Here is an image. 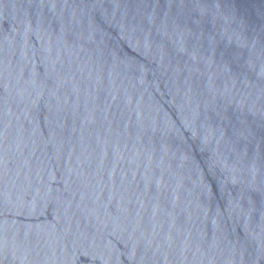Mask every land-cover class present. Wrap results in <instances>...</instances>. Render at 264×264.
<instances>
[{
  "label": "water",
  "instance_id": "1",
  "mask_svg": "<svg viewBox=\"0 0 264 264\" xmlns=\"http://www.w3.org/2000/svg\"><path fill=\"white\" fill-rule=\"evenodd\" d=\"M0 264H264V0H0Z\"/></svg>",
  "mask_w": 264,
  "mask_h": 264
}]
</instances>
